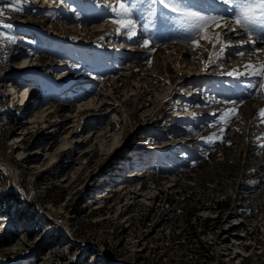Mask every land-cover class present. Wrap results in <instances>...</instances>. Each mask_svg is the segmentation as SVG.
<instances>
[{
    "label": "rangeland",
    "instance_id": "rangeland-1",
    "mask_svg": "<svg viewBox=\"0 0 264 264\" xmlns=\"http://www.w3.org/2000/svg\"><path fill=\"white\" fill-rule=\"evenodd\" d=\"M119 2L0 0V264H264V89L228 75L261 34L194 48L146 0L129 39Z\"/></svg>",
    "mask_w": 264,
    "mask_h": 264
},
{
    "label": "snow or ice",
    "instance_id": "snow-or-ice-1",
    "mask_svg": "<svg viewBox=\"0 0 264 264\" xmlns=\"http://www.w3.org/2000/svg\"><path fill=\"white\" fill-rule=\"evenodd\" d=\"M225 5H229L225 9V12L229 14L232 21L236 25V28H231L224 15H208L203 14L200 11L193 10L196 7V0H147V8L149 16H156L157 10L155 6L159 5L165 11L159 12V16L167 21H173L179 26L190 43L194 48H199L200 40H206L209 43L212 42L208 35V29L212 26L219 28H228L231 32L238 33V29L243 30L245 33L257 32L261 34V39L264 40V0H220ZM145 3L146 0H121L118 5L110 6L111 12L115 15L116 19L113 23L120 25L117 29L118 32L126 34L129 39L134 38L138 35V26L134 16L141 19L145 15ZM171 12L173 16H167V13ZM3 12L0 11V16ZM167 23L164 24V28L167 29ZM0 27L11 28V25H0ZM199 37V39H197ZM5 38L11 40L12 37L5 36ZM216 44L223 42V38L218 33L215 37ZM256 44V40L251 41H239L240 44L248 43ZM142 43L144 48H149L151 40L144 39L138 41ZM215 47V45H213ZM230 45L225 44L224 47L220 48V53L225 51L226 47ZM252 51L264 52V47L259 49H253ZM239 55L243 56L244 53L240 52ZM215 61H212L214 63ZM208 65H206L207 70ZM248 71L246 73L229 72L228 75H249L252 77L261 78L259 87L264 89V63L258 67L254 64L245 66ZM256 87V85H253ZM227 103L236 104V101H228ZM225 117H229V113L226 111ZM231 115H235V110L231 111ZM261 117H264V109L260 112ZM227 122V121H226Z\"/></svg>",
    "mask_w": 264,
    "mask_h": 264
},
{
    "label": "bare ground",
    "instance_id": "bare-ground-1",
    "mask_svg": "<svg viewBox=\"0 0 264 264\" xmlns=\"http://www.w3.org/2000/svg\"><path fill=\"white\" fill-rule=\"evenodd\" d=\"M19 68L22 69V70H25V68H27V67H26L25 65H22V66H20ZM11 95H13V94H11ZM22 100H24V98H22ZM124 186H125L124 183L119 184V188H120V189H121V188L123 189ZM104 193H105V192H104V190H103V191H101V192L98 193V194L105 195V196L108 194V193H105V194H104ZM101 195H100V197H102Z\"/></svg>",
    "mask_w": 264,
    "mask_h": 264
}]
</instances>
